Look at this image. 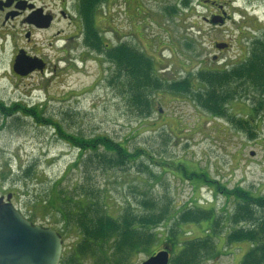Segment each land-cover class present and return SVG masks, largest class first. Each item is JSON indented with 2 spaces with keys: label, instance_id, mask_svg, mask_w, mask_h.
<instances>
[{
  "label": "rangeland",
  "instance_id": "obj_1",
  "mask_svg": "<svg viewBox=\"0 0 264 264\" xmlns=\"http://www.w3.org/2000/svg\"><path fill=\"white\" fill-rule=\"evenodd\" d=\"M68 5L76 12L80 1ZM218 14L229 17L212 23ZM96 17L104 44L134 46L168 82L195 76L199 69L231 68L245 60L254 39L264 41V0H106ZM64 28L71 34L69 23ZM72 47L66 50L64 74L52 82L39 75L12 78L10 50H0V102L38 107L42 118L57 123L20 116L4 123L0 114V197L13 193L12 203L26 217L62 235L64 264H98L101 258L105 264H143L171 242L168 264H173L185 242L200 239L210 247L193 264H241L251 245L228 241L231 192L245 187L264 194V111L257 112L262 92L249 88L227 104L236 123L167 89L152 95L153 111L144 118L120 93L116 67L96 54L84 35ZM45 51L61 56L59 50ZM192 79L195 89L204 87ZM74 136L119 142L134 156L130 164L102 168L93 152L80 158ZM29 165L25 178L22 171ZM94 200L117 222L132 215L163 219L143 228L151 241L125 259L126 250H117L124 232L120 239L114 233L86 240L75 223L74 214L94 207ZM188 209H204L212 217L180 223Z\"/></svg>",
  "mask_w": 264,
  "mask_h": 264
},
{
  "label": "trees",
  "instance_id": "obj_2",
  "mask_svg": "<svg viewBox=\"0 0 264 264\" xmlns=\"http://www.w3.org/2000/svg\"><path fill=\"white\" fill-rule=\"evenodd\" d=\"M105 1L80 0V19L84 41L94 49L96 54L103 56L116 67L117 75L114 81L119 86L120 93L127 94L129 106L131 109H136L141 116L147 118L152 113L155 105L152 95L165 89L178 94L190 95L196 105L205 109L208 114L213 117H225L232 123H236V121L233 114H230L227 104L240 94L245 96L250 89L258 90L262 94L258 101L257 112L264 111V41L254 39L246 59L231 68H228V64H226L220 69H199L195 76L190 74L181 80L168 82L160 77L156 72L153 59H150L144 52L124 42L111 47L103 43L100 28L96 24V9ZM192 78L204 87L195 89ZM37 108L17 102L10 105L0 102V114L4 117V123L9 119L19 120V117L13 118V116H20L32 117L38 122L53 126L54 120L42 118L43 115L38 112ZM238 124L243 128L246 127L242 122ZM55 128L57 129L56 125ZM249 135L254 136L251 131H249ZM74 137L72 141L78 147L80 158L82 159L87 151L93 152L102 168L122 167L130 164L129 161L134 156L119 142L105 138ZM91 157H94V154ZM138 159L135 158V160ZM77 164L76 161L74 165ZM32 167L29 165L22 171L25 178L30 177L31 174L28 173ZM231 195L235 203L234 212L228 218V241L250 243L251 248L243 256L241 264H264V194H255L250 189L238 187L231 192ZM93 197L96 196L93 195ZM94 203V207L88 209L90 205L85 206L84 211L81 210L74 214L75 223L82 230L86 240H100L102 236L103 239H108L110 235H116L114 233H118L117 237L120 239V235L124 232L123 240L120 239L122 242H119L117 250H126L125 259L139 251L138 247L146 246L145 244L151 241L152 236L144 235L147 232H144L143 228L147 229L163 219V215L139 218L132 215L129 220H124L121 223L104 214L105 209L100 204V200H94ZM211 217L212 214L207 210L188 209L182 212L178 221L180 223H199L202 220H209ZM141 218L142 220H140ZM208 243L210 241L207 239L185 242L183 244L184 252L173 260V264H193L202 254V250L207 245L209 246ZM172 245L174 243H168L167 247L170 248ZM105 262L104 258H101L98 264H105ZM120 262L124 263L125 260L120 259ZM61 264H64V260L61 261Z\"/></svg>",
  "mask_w": 264,
  "mask_h": 264
},
{
  "label": "flooded vegetation",
  "instance_id": "obj_3",
  "mask_svg": "<svg viewBox=\"0 0 264 264\" xmlns=\"http://www.w3.org/2000/svg\"><path fill=\"white\" fill-rule=\"evenodd\" d=\"M80 17V5L73 12L68 0H0V50H10L8 75L16 80L39 75L46 77L48 82L60 78L64 74L66 50L76 47L77 41L82 39ZM228 17L229 14L225 22ZM65 22L73 28L68 36L65 34ZM45 50H59L61 56L54 58ZM19 55L36 59L38 66L44 68L27 75L17 73L14 65ZM240 60L243 62L244 58ZM166 248L171 259L170 248L166 245L156 253Z\"/></svg>",
  "mask_w": 264,
  "mask_h": 264
},
{
  "label": "water",
  "instance_id": "obj_4",
  "mask_svg": "<svg viewBox=\"0 0 264 264\" xmlns=\"http://www.w3.org/2000/svg\"><path fill=\"white\" fill-rule=\"evenodd\" d=\"M211 22L223 24L225 20L223 16L215 15ZM216 46L225 49L228 44L217 43ZM43 68L38 66L36 59L24 55H19L14 65L15 71L21 75ZM12 198L13 193L6 196V201L3 196L0 197V264H60L64 250L63 237L55 229L32 222L14 206ZM168 263L167 248L143 262Z\"/></svg>",
  "mask_w": 264,
  "mask_h": 264
}]
</instances>
